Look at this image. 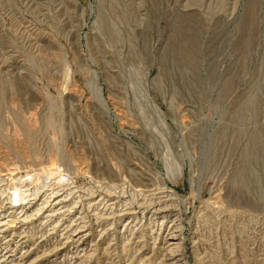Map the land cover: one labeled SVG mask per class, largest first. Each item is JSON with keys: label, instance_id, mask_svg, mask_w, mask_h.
<instances>
[{"label": "rangeland", "instance_id": "374dc122", "mask_svg": "<svg viewBox=\"0 0 264 264\" xmlns=\"http://www.w3.org/2000/svg\"><path fill=\"white\" fill-rule=\"evenodd\" d=\"M73 222L80 264H264V0H0V262Z\"/></svg>", "mask_w": 264, "mask_h": 264}, {"label": "bare ground", "instance_id": "6f19581e", "mask_svg": "<svg viewBox=\"0 0 264 264\" xmlns=\"http://www.w3.org/2000/svg\"><path fill=\"white\" fill-rule=\"evenodd\" d=\"M42 174V173H41ZM34 175V174H33ZM53 175H55V174H52V173H44V175H43V177H41L42 178V182L43 183H45V184H56V186L57 185H59V179H58V176H56V178H54V180H51L52 179V177H53ZM36 177V176H35ZM32 178L33 177H31V176H26V177H24V182H30V181H32V182H34L35 183V180H37V179H39L38 177H36V178H34V180H32ZM41 180V179H40ZM39 180V181H40ZM20 182H22L21 180H19ZM38 181V180H37ZM19 182V183H20ZM39 183V182H38ZM41 183V182H40ZM43 183H42V185H39V184H37V186L39 185V187L40 188H42V186H43ZM61 185V184H60ZM46 186V185H45ZM53 186V185H52ZM27 187V186H26ZM29 187V186H28ZM32 187H35V186H32ZM44 187V186H43ZM49 187V186H48ZM53 187H55V186H53ZM16 188H17V186H16ZM24 188V187H23ZM37 188V187H36ZM32 189V188H31ZM23 190V189H22ZM24 190H26L25 188H24ZM50 190V189H49ZM16 191V190H15ZM32 192H33V190H31ZM53 191V190H52ZM51 191V192H52ZM70 191H71V189H70ZM163 191V190H162ZM17 192H18V195H17V197L15 198L16 199V202H17V206H22V205H25V207L24 208H26L27 206H30V207H27L26 208V210L28 209V208H33V207H31L32 205H30V200H28V199H26L27 197L29 198V195H26L27 193V191L25 192V191H18L17 190ZM39 192V191H38ZM50 192V193H51ZM31 193V192H30ZM36 193V192H35ZM52 193H54V191L52 192ZM55 193H57V192H55ZM38 195V194H37ZM155 195V194H154ZM160 196L158 197V198H155V202L153 203V206L154 205H156V208L155 209H153V210H150V211H152L154 214H157V216L158 215H162V217H160V219L159 220H161V222L159 223V225H158V227H159V231H162V235L161 236H158L159 238H160V242L158 243L159 244V246L157 247L158 248V250L159 251H161L162 253H170V252H172L174 249H175V247H176V245H177V243H176V230H175V223H176V219L174 220V221H172V222H170L169 223V219H168V217L170 216V215H172L173 214V216H175V211L174 210H171L170 209V206L168 205L169 204V202L171 201L170 199H169V196H171V195H169L167 192H161L160 194H159ZM16 196V195H15ZM48 196H50L51 197V195H48ZM62 196V195H61ZM60 196V197H61ZM32 197V196H31ZM36 198V197H35ZM47 198V197H46ZM45 198V199H46ZM41 199V198H40ZM49 199V198H48ZM47 199V200H48ZM57 199H59L58 197H57ZM62 199V198H61ZM12 201H14V199L12 200ZM32 201V200H31ZM63 201V200H62ZM16 202L14 201L13 202V204H16ZM99 202V201H98ZM103 202V201H102ZM101 202V203H102ZM44 203V202H43ZM43 203H42V205H43ZM65 203V202H64ZM156 203V204H155ZM12 204V205H13ZM47 204V203H46ZM49 204V203H48ZM56 204V198H55V203L52 205V208H53V206ZM62 205V204H61ZM106 205V204H105ZM59 206V205H58ZM57 206V207H58ZM41 207H43V206H41ZM57 207H54V208H57ZM65 207V206H64ZM154 208V207H153ZM22 209V208H21ZM45 209V208H44ZM47 209V208H46ZM60 209H62V208H60ZM66 209V208H65ZM103 209V208H102ZM15 211V210H14ZM33 211V210H32ZM40 211V210H39ZM42 211V210H41ZM53 211V210H52ZM57 211V210H56ZM69 211V210H68ZM101 211V210H100ZM128 211V210H127ZM31 212V211H30ZM15 213V212H14ZM25 213H27V212H25ZM34 213H35V211H34ZM63 213H65V212H63ZM101 213V212H100ZM99 213V214H100ZM19 214V213H18ZM28 214V213H27ZM31 214H32V212H31ZM49 214V213H48ZM54 214V213H53ZM61 214V213H60ZM68 214H70V213H68ZM120 216V218H123V217H125V216H127V215H129V218H127V220H126V224L124 225V227H125V229H130L131 228V230H132V224H133V220L134 219H132L131 220V217L133 216L134 217V214L133 213H131V212H128V213H125V212H123V211H121V212H119L118 213ZM29 215H30V213H29ZM106 215V214H105ZM10 216V215H9ZM8 216V217H9ZM8 217H6V218H8ZM17 217V216H16ZM132 217V218H133ZM20 218H22V221H24L25 219H26V216L24 215V212H23V215L21 214V216H20ZM106 218H108V214L106 215ZM5 219V218H4ZM58 219V218H57ZM56 219V220H57ZM6 220V219H5ZM7 220H9V219H7ZM16 220V219H15ZM29 220V219H28ZM42 220V219H41ZM4 221V220H3ZM43 221V220H42ZM95 222V221H94ZM8 223V222H7ZM19 223V222H18ZM22 223H24V222H22ZM28 223V222H27ZM46 223V222H45ZM44 223V224H45ZM52 223V222H51ZM55 223V222H54ZM71 223V222H70ZM104 224V223H103ZM102 224V225H103ZM170 224V225H169ZM1 225H3V224H0V226ZM8 225V224H7ZM53 225V224H52ZM98 227V226H97ZM0 229H3V228H0ZM44 229V228H43ZM51 231V230H50ZM127 231V230H126ZM12 232V231H11ZM23 233V232H22ZM48 233V232H47ZM61 233V232H60ZM62 233H63V231H62ZM93 233H95V232H92L91 234H93ZM110 233V229L109 230H107L106 228H103V229H101V230H99L98 232H97V234H98V239L99 240H102L103 239V237H104V235H108ZM4 234V233H3ZM2 234V235H3ZM49 236V235H48ZM90 236V233L87 231V229L85 230V227L83 226V225H81V224H78V225H76L75 224V222H73L72 224H69V225H67L66 227H65V232L63 233V235H61L60 236V240L58 241V245H61L59 248H57V247H53V249L51 250V252L50 253H48L46 256H49V255H51V256H53V258L54 259H56V260H58V259H60V258H62V260L63 259H67L68 258V255H69V252L67 251H65L66 249H67V246H70L71 245V247H72V249H71V260L72 261H70L69 262V264H80V263H82V260H83V258L85 257V249H86V245H84L85 243L84 242H86V239L88 238ZM11 237V236H10ZM97 237V236H96ZM45 240V239H44ZM21 241V240H20ZM63 241V243L61 244V242ZM36 242V241H35ZM105 242V241H104ZM34 243V242H33ZM42 243V242H41ZM8 244V243H7ZM6 244V245H7ZM26 244V243H25ZM39 245V244H38ZM14 246V245H13ZM53 246V245H52ZM8 247V246H7ZM29 247V246H28ZM45 247V246H44ZM109 247V246H108ZM7 249V248H6ZM23 249V248H22ZM22 249H20V250H22ZM28 250V249H27ZM31 250H32V248H31ZM39 250V249H38ZM41 250V249H40ZM27 252V251H26ZM8 253H9V251H8ZM60 253V254H59ZM2 254V253H1ZM5 254V253H4ZM59 254V256L57 257L56 255H58ZM7 255V254H6ZM16 256V255H15ZM55 257H57V258H55ZM37 259V258H36ZM82 259V260H81ZM2 260L3 261H6V262H0V264H26L25 262L27 261V260H25V259H23V258H21V257H19L18 259H8V258H6V257H3L2 258ZM67 261V260H66ZM166 261H168V260H166ZM54 263L56 262V261H53ZM52 262V263H53Z\"/></svg>", "mask_w": 264, "mask_h": 264}]
</instances>
